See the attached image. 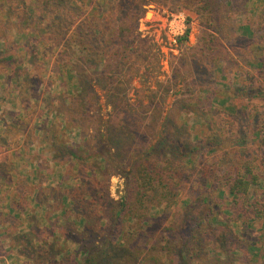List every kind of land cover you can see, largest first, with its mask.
I'll return each mask as SVG.
<instances>
[{
	"label": "trees",
	"instance_id": "16d2710c",
	"mask_svg": "<svg viewBox=\"0 0 264 264\" xmlns=\"http://www.w3.org/2000/svg\"><path fill=\"white\" fill-rule=\"evenodd\" d=\"M10 1L17 23L5 22L7 31L0 33V64L9 69L22 59L21 65H33L40 55L52 56L63 41L54 73H71L75 89L58 122L62 118L82 140L81 154L68 147L78 183L64 186V208L58 215L69 222L71 211L76 218L68 240L78 248L62 251L56 240L50 241L55 232L43 238L34 224L37 240L29 259L34 264H222L224 256L231 261L226 264H251L244 256L253 253L254 243L244 248L233 227L246 230L264 221V116L233 100L264 95V85L254 86L246 68L264 70V9L251 16L253 0ZM148 3L175 10L187 6L198 13L202 25L197 45L183 51L174 69V79L188 77L189 95L175 103L165 121L161 100L169 88L161 99L153 95L145 104H134L129 97L135 77L126 69L139 61L144 45L139 27ZM241 17L244 21L239 22ZM10 29L19 40L24 38L20 50L11 53ZM189 35L188 27L179 37L181 45ZM8 54L11 60L3 57ZM217 66L224 76L226 69L234 70L238 82L227 97L213 89ZM35 71L33 66L25 72L18 67L13 78L29 82ZM39 79L37 72V83ZM99 86L111 107L106 132L97 128ZM185 114L211 128L214 124L216 132L193 136L181 119ZM221 134L239 151L201 161L204 145L219 147ZM55 154V159L61 158ZM195 169L192 195L182 199ZM117 176L125 185L118 199L111 195L112 178ZM38 198L36 194L33 201ZM39 202L48 206L47 201ZM162 219L166 224L155 237L154 225ZM237 251L245 255L238 258Z\"/></svg>",
	"mask_w": 264,
	"mask_h": 264
},
{
	"label": "rangeland",
	"instance_id": "374dc122",
	"mask_svg": "<svg viewBox=\"0 0 264 264\" xmlns=\"http://www.w3.org/2000/svg\"><path fill=\"white\" fill-rule=\"evenodd\" d=\"M9 5L13 7L15 4L10 0H0L1 34L7 31L4 27L5 22L12 20L17 23L11 14L13 10H9ZM251 7V16L259 14L264 9V0H253ZM144 8L145 16L141 19L139 27L144 45L141 47V53L138 54L139 61L126 69V74L135 77L131 84L129 97L132 98L134 104L139 105L140 102L145 104L151 96L158 98L159 95L164 94L165 89L169 88V92L161 100L162 120L165 121L175 103L183 98L186 99L189 95L186 83L188 77L180 75L174 79V69L179 64L183 51L190 52V49L197 45L202 25L198 13L187 6L175 10L169 5L148 3ZM176 14H181L186 19L190 29V35L183 45L180 44L179 37L173 36L167 28L172 15ZM242 20L244 21V17H241L239 22ZM239 34L244 36L245 33L242 34L240 31ZM22 39L19 40L16 37L13 29L10 31L9 40H7V48L12 49L10 53L20 50ZM63 43V41L60 43V47L52 56L43 58L40 55V59L33 65L28 63L21 65L22 59L9 69L3 63L0 64V264H34L28 257V254L34 251L33 247L36 246L37 236L31 229L34 224L39 225L43 238L55 232L56 238L52 237L50 241L56 240V246L60 245L62 251L70 248L74 252L78 248L77 244L68 240V237L73 238L74 233H69L71 230L69 227L74 225L76 218L72 216L71 211H68V215L72 217L67 215L69 222L58 217L64 208L61 202V192L64 191V186L70 187L78 183L75 179L78 172L68 162L70 156L68 147H73L78 154L82 153L80 150L82 148L79 147L82 145L81 136L76 134L67 122L62 121V118L58 122L60 110L67 111L65 106L70 101L67 98L72 96L75 89V80L71 73L64 71L63 76L54 73L56 55ZM243 45L244 48L248 47L247 44ZM70 49L75 50V46ZM3 57L11 60L9 54ZM32 66L38 72L39 83H37L36 71L32 73L35 78L31 75L29 82L23 81L21 76L20 82L17 83L13 76L17 74L18 67L25 72ZM221 67H225L224 63ZM246 68L252 75L254 86L264 85L263 69L251 66H246ZM69 74L71 75L68 76ZM224 75L221 68L217 66L213 89L216 94L227 97L229 93L233 94L232 87H237L238 82L233 77L234 70L231 68L226 69V76ZM249 83L245 82L246 85ZM96 89L100 95L96 109L97 128H100L101 132H106L111 107L105 101L106 90H102L100 86ZM262 97L264 95L257 96L251 101L235 98L233 102L246 105L252 111L255 109L262 118L264 116ZM182 117L181 119H185L193 136L199 134L207 137L212 132H216L214 124L211 128L192 114H185ZM218 140L222 141L219 147L204 145L201 161L210 162L214 155L222 152L239 151L238 148L229 147L226 144L224 134H221ZM211 148L217 151L214 152ZM55 153L61 156V160L55 159ZM196 172L197 169L193 171L191 181L183 191L182 199L192 195L197 178ZM124 189V179L119 176L113 177L112 197L118 199ZM36 194L39 198L37 202H34ZM39 200L47 201L48 206H42ZM165 224L163 219L155 223V237L161 236ZM233 228L240 241L244 243V248L246 244L252 243L255 247L253 253L246 255L244 252L237 251L238 258L245 255L244 259H251V264H264V221L256 222L246 230L239 226ZM222 262L226 264L231 261L223 256ZM239 263L237 261V264Z\"/></svg>",
	"mask_w": 264,
	"mask_h": 264
},
{
	"label": "built area",
	"instance_id": "2783aa9c",
	"mask_svg": "<svg viewBox=\"0 0 264 264\" xmlns=\"http://www.w3.org/2000/svg\"><path fill=\"white\" fill-rule=\"evenodd\" d=\"M181 14H176L172 15L171 21L168 23V31L171 33L173 36L180 37L183 34H185L187 28H188V23L186 19L183 17Z\"/></svg>",
	"mask_w": 264,
	"mask_h": 264
}]
</instances>
